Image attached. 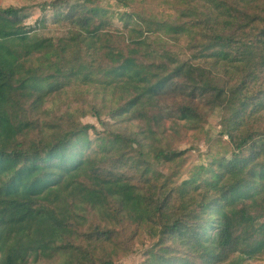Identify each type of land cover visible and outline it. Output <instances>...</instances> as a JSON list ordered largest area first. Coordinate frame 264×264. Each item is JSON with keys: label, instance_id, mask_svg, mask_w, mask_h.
Returning a JSON list of instances; mask_svg holds the SVG:
<instances>
[{"label": "trees", "instance_id": "1", "mask_svg": "<svg viewBox=\"0 0 264 264\" xmlns=\"http://www.w3.org/2000/svg\"><path fill=\"white\" fill-rule=\"evenodd\" d=\"M115 1L74 4L56 39L0 5V264H116L144 231L142 264L260 257L264 0ZM213 113L228 140L183 179L166 121Z\"/></svg>", "mask_w": 264, "mask_h": 264}, {"label": "rangeland", "instance_id": "2", "mask_svg": "<svg viewBox=\"0 0 264 264\" xmlns=\"http://www.w3.org/2000/svg\"><path fill=\"white\" fill-rule=\"evenodd\" d=\"M82 0H0V5L3 7L10 6H26L24 11V25L27 28H31L33 33H37L41 36H47L52 38H59L66 34L68 29L72 27L64 19V15L68 12L69 8L74 4L81 2ZM102 3L111 2L115 4V0H100ZM56 2L55 7H49L44 10L41 8L42 3ZM124 10V9H123ZM114 25L112 30H123V23L117 18L112 19ZM207 123H200L196 125H189L185 121H180L181 124L178 128L173 129L170 126V121L167 120L168 127L167 138L172 139V148L176 150L187 151L184 158H186L185 171L183 179L187 178V173L195 166L207 163V156L210 149L217 150L219 143H226L227 136H224L223 140L220 137L221 129H225L221 115L219 113L209 114L207 117ZM83 124H95L98 131L102 128L99 126L98 121L93 117H86L81 120ZM189 126H188V125ZM177 130V131H175ZM97 133L91 131V138L94 139ZM131 159L134 162L140 160V155L135 149H131ZM92 214V212H90ZM116 237L110 244H107L108 249H123L125 247L123 243L122 235L120 232L115 233ZM118 235V237H117ZM120 236V237H119ZM123 240V241H122ZM125 242V241H124ZM126 243V242H125ZM127 244V243H126ZM150 237L144 231L139 240L131 243L132 252L127 256H122L116 264H142L145 260V253L151 246ZM238 264H264V254L255 259H238ZM63 257L61 255L56 256L53 259H48L39 256L36 260L34 256L30 257L29 264H62ZM228 264V263H227Z\"/></svg>", "mask_w": 264, "mask_h": 264}]
</instances>
